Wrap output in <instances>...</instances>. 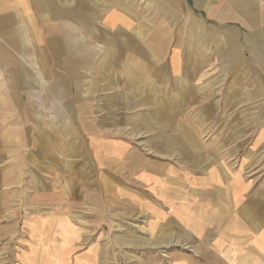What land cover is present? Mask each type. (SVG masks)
<instances>
[{"label":"crops","instance_id":"0c3cea01","mask_svg":"<svg viewBox=\"0 0 264 264\" xmlns=\"http://www.w3.org/2000/svg\"><path fill=\"white\" fill-rule=\"evenodd\" d=\"M25 198L58 264H104L91 217L116 264H264V0H0V220Z\"/></svg>","mask_w":264,"mask_h":264},{"label":"rangeland","instance_id":"374dc122","mask_svg":"<svg viewBox=\"0 0 264 264\" xmlns=\"http://www.w3.org/2000/svg\"><path fill=\"white\" fill-rule=\"evenodd\" d=\"M50 205L44 203L39 207L38 204L31 203L28 198H25L22 199V205L18 206L21 211L18 213L20 217L18 220H0V264H8V261H10V264H56L60 259H64L55 246L52 247L55 239L50 231L43 228L40 219L35 218V215H41V213L48 214L51 211ZM82 210L83 205H74L70 215L74 216V213L77 214ZM79 221L81 222V220ZM102 222L103 220H99L98 217H91L89 226L93 230V234L85 237V241L88 245H96L93 247L96 248L97 254L100 243L103 244L106 239L108 244L104 253L106 257L105 259L100 258V262L116 264L117 255L114 251V245L111 246L114 243L116 234L114 232L115 221H108L106 226L109 227V230H106V237L98 235L97 229ZM35 232H38L37 236L34 234ZM109 248H111V251ZM126 261L130 263L129 259ZM132 261L136 263L135 259Z\"/></svg>","mask_w":264,"mask_h":264}]
</instances>
